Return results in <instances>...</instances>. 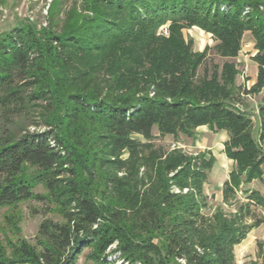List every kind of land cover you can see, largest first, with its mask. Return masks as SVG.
<instances>
[{
  "label": "trees",
  "instance_id": "1",
  "mask_svg": "<svg viewBox=\"0 0 264 264\" xmlns=\"http://www.w3.org/2000/svg\"><path fill=\"white\" fill-rule=\"evenodd\" d=\"M89 4L92 16L80 23L79 17L61 28L39 29L23 20L0 32V208L46 199L34 191L38 182L64 217L42 221L36 243L21 240L11 253L0 241V264H77L84 246L94 264L122 258L126 264H236L235 246L264 222H247L253 204L264 206V195L242 189L263 176L264 0ZM168 21L172 35L158 34ZM180 22L219 40L214 48L226 58L222 66L206 65L209 49L193 51L180 36ZM246 32L255 39L258 72L245 93L263 90L258 137L253 114L237 105L239 70L229 60ZM37 115L41 121L33 124L47 129L11 130L17 120ZM202 125L228 134L224 152L235 167L223 183V201L232 205L238 191L247 200L235 211H203L204 183L217 160L209 151L177 150L161 159L160 150L136 137L151 139L155 127L162 134L195 136ZM27 166L35 169L34 179L24 175ZM108 166L117 174L103 175ZM84 169L108 188L107 203L90 195ZM114 242L120 256L110 260L106 249ZM259 257L264 264L263 251Z\"/></svg>",
  "mask_w": 264,
  "mask_h": 264
},
{
  "label": "rangeland",
  "instance_id": "2",
  "mask_svg": "<svg viewBox=\"0 0 264 264\" xmlns=\"http://www.w3.org/2000/svg\"><path fill=\"white\" fill-rule=\"evenodd\" d=\"M93 0H0V32H3L17 23L25 20L31 21L38 26L39 29L50 26L61 28L67 24H73L79 19V22L92 16L90 9ZM52 6L50 7V5ZM171 22L168 21L160 26L158 34L170 37ZM184 25L179 29L182 39L190 44L191 49L196 52H201L208 48V58L206 65L216 63L222 66L226 58H222L215 50V45L219 40L215 36L207 32L205 29L198 25ZM257 49L255 48V39L250 32L244 33L242 37V46L235 58L229 60L236 63L239 74L236 77V84L240 87L242 95L240 102L237 105L241 109H247L253 114L254 121L253 135L258 137V109L262 102L263 90L261 92L245 93V89L251 88L257 80L258 65L253 59ZM205 64L199 67V74H203ZM32 121H41L38 115L35 120L30 119L24 121L23 119L17 120L11 126L13 132H19L22 129L28 130H43L48 126L44 123L33 124ZM0 123V133H1ZM4 126V125H3ZM5 127V126H4ZM142 141H147L152 144V149H158L162 152V158L165 159L166 155L173 151H181L185 155H196L199 152L209 151L216 157L214 167L208 171L207 180L204 183V193L207 196L208 206L204 208V212L212 214L216 208L222 207L226 211H235L237 206L246 202V194L238 191L236 200L233 204H227L223 201V183L228 179L229 172L235 167V162L229 159L224 152V143L228 139V134L224 130L215 131L208 125L199 126L195 130V136H188L184 133L177 134H162L156 127L153 130V137L149 140L144 139L142 136H136ZM264 149V142H262ZM102 146L101 144H99ZM148 151V150H147ZM84 154V153H83ZM129 152L124 150L121 158H127ZM263 169L262 178L253 179L249 184L243 186L242 189L257 190L260 194L264 195V163L261 165ZM85 169H88L85 167ZM82 171L86 178L87 188L90 195L99 203H107L106 194L109 191L101 184L99 177L92 179L88 171ZM102 174H117V169L114 166H108L101 170ZM99 171V174L101 173ZM144 174V167L141 166L140 175ZM24 175L29 179H34L35 169L27 166ZM122 175V172H118ZM146 177V176H145ZM147 178V177H146ZM148 181V180H147ZM151 182H148V185ZM147 185V186H148ZM146 187V186H145ZM34 191L46 196V199H28L20 201L16 204L4 206L0 208V241L5 246L7 253H11L13 246L18 244L21 240H26L31 244L36 243V236L39 226L45 219H53L54 221H64L62 210L55 200L50 199L49 191L42 184L37 182ZM252 218H248V223H253L256 218L264 220V206L253 204ZM160 247L161 244L159 243ZM117 248V242L110 244L106 253L110 260L116 259L120 256L118 252H113ZM264 252V222L255 227L247 234L234 248L236 264H260V252ZM91 248L84 246V248L77 253V264H94L91 258H88ZM164 253V250H162ZM118 264H126L127 259L122 258L117 262ZM184 264V260L172 261L170 264ZM138 264V263H137Z\"/></svg>",
  "mask_w": 264,
  "mask_h": 264
}]
</instances>
